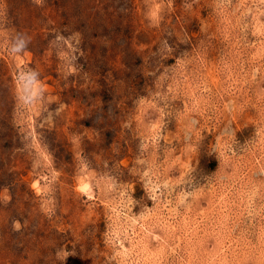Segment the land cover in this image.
I'll return each mask as SVG.
<instances>
[{
  "label": "rangeland",
  "instance_id": "obj_1",
  "mask_svg": "<svg viewBox=\"0 0 264 264\" xmlns=\"http://www.w3.org/2000/svg\"><path fill=\"white\" fill-rule=\"evenodd\" d=\"M0 264H264V0H0Z\"/></svg>",
  "mask_w": 264,
  "mask_h": 264
}]
</instances>
